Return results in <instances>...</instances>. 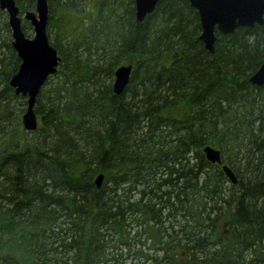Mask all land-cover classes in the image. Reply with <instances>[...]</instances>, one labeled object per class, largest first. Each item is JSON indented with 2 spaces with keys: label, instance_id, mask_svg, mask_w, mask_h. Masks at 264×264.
Here are the masks:
<instances>
[{
  "label": "trees",
  "instance_id": "1",
  "mask_svg": "<svg viewBox=\"0 0 264 264\" xmlns=\"http://www.w3.org/2000/svg\"><path fill=\"white\" fill-rule=\"evenodd\" d=\"M47 1L60 61L30 131L0 9V264H264V86L248 80L264 23L216 33L210 53L189 0H158L141 22L134 0ZM120 64L132 72L116 94Z\"/></svg>",
  "mask_w": 264,
  "mask_h": 264
},
{
  "label": "water",
  "instance_id": "2",
  "mask_svg": "<svg viewBox=\"0 0 264 264\" xmlns=\"http://www.w3.org/2000/svg\"><path fill=\"white\" fill-rule=\"evenodd\" d=\"M158 0H134V18L141 22L156 7ZM196 11L199 21V40L203 48L212 53L216 33H232L239 27L253 28L264 23V0H189ZM0 9L7 15L10 28L11 46L19 58L17 70L10 76L9 85L16 95L26 98V105L21 113V124L24 130L37 128V116L34 112L36 96L48 77L55 73L60 61L56 48L50 43L47 35L49 6L47 0H35L34 8L20 11L16 0H0ZM22 20L29 23L32 36L25 34ZM132 66L120 64L114 72L113 92H123L130 79ZM248 80L257 86H264V61L250 74ZM202 151L207 160L221 164V150L212 145H205ZM221 169L227 179L236 183L237 178L230 166L222 163ZM103 174L94 178L96 187H100ZM264 191V181L262 182ZM264 212V197L262 201Z\"/></svg>",
  "mask_w": 264,
  "mask_h": 264
},
{
  "label": "rangeland",
  "instance_id": "3",
  "mask_svg": "<svg viewBox=\"0 0 264 264\" xmlns=\"http://www.w3.org/2000/svg\"><path fill=\"white\" fill-rule=\"evenodd\" d=\"M91 1V0H89ZM90 4V3H89ZM88 4V5H89ZM87 9L89 10V7H87ZM93 9V8H92ZM91 10V9H90ZM75 12V11H74ZM78 12V13H77ZM75 13L77 14H80L81 12L80 11H77ZM25 33L28 35V36H32L33 32H32V29L30 27H27L26 30H25ZM22 113V112H21ZM21 113H20V117H21Z\"/></svg>",
  "mask_w": 264,
  "mask_h": 264
},
{
  "label": "flooded vegetation",
  "instance_id": "4",
  "mask_svg": "<svg viewBox=\"0 0 264 264\" xmlns=\"http://www.w3.org/2000/svg\"><path fill=\"white\" fill-rule=\"evenodd\" d=\"M21 11V10H20ZM22 12V11H21ZM22 22H23V20H22Z\"/></svg>",
  "mask_w": 264,
  "mask_h": 264
}]
</instances>
